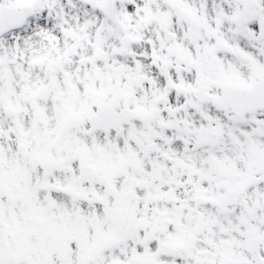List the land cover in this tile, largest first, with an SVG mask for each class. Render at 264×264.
Returning <instances> with one entry per match:
<instances>
[{"label":"snow or ice","instance_id":"6c2138e0","mask_svg":"<svg viewBox=\"0 0 264 264\" xmlns=\"http://www.w3.org/2000/svg\"><path fill=\"white\" fill-rule=\"evenodd\" d=\"M0 264H264V0H0Z\"/></svg>","mask_w":264,"mask_h":264}]
</instances>
